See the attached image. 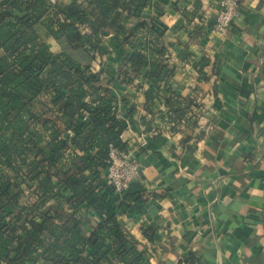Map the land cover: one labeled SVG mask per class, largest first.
<instances>
[{"label":"trees","instance_id":"obj_1","mask_svg":"<svg viewBox=\"0 0 264 264\" xmlns=\"http://www.w3.org/2000/svg\"><path fill=\"white\" fill-rule=\"evenodd\" d=\"M149 4L0 0V264H154V251L121 219L146 209L142 173L121 193L108 180L111 148L129 144L112 89L94 66L105 34L121 29L138 52L134 61L121 58V82L146 69L156 80L148 101L168 86L165 27L141 17ZM207 64L196 66L202 72ZM193 102L171 91L167 119L181 123Z\"/></svg>","mask_w":264,"mask_h":264},{"label":"crops","instance_id":"obj_2","mask_svg":"<svg viewBox=\"0 0 264 264\" xmlns=\"http://www.w3.org/2000/svg\"><path fill=\"white\" fill-rule=\"evenodd\" d=\"M149 1L141 17L165 27V61L174 69L168 86L148 101L156 80L146 69L121 82V58L138 56L121 29L105 34L94 63L126 123L122 139L143 144L146 209L123 215V224L154 251V264L192 254L187 264H264V0H239L228 33L214 30L218 0ZM171 91L194 101L179 124L167 119Z\"/></svg>","mask_w":264,"mask_h":264},{"label":"built area","instance_id":"obj_3","mask_svg":"<svg viewBox=\"0 0 264 264\" xmlns=\"http://www.w3.org/2000/svg\"><path fill=\"white\" fill-rule=\"evenodd\" d=\"M52 1L56 2V0ZM240 14L239 0H218L214 30L220 33H228ZM143 129L146 130V127L143 126ZM142 147L143 144L130 146L127 150L111 148L107 176L117 193L126 190L130 183L140 176L142 164L139 155Z\"/></svg>","mask_w":264,"mask_h":264},{"label":"rangeland","instance_id":"obj_4","mask_svg":"<svg viewBox=\"0 0 264 264\" xmlns=\"http://www.w3.org/2000/svg\"><path fill=\"white\" fill-rule=\"evenodd\" d=\"M56 1H58V0H56ZM95 69H97V68H95Z\"/></svg>","mask_w":264,"mask_h":264}]
</instances>
